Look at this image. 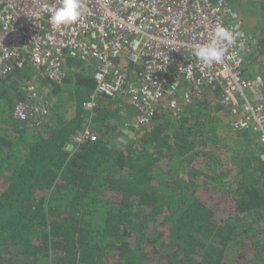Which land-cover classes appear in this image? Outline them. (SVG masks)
<instances>
[{
    "label": "trees",
    "instance_id": "trees-1",
    "mask_svg": "<svg viewBox=\"0 0 264 264\" xmlns=\"http://www.w3.org/2000/svg\"><path fill=\"white\" fill-rule=\"evenodd\" d=\"M234 6L252 36L242 72L264 74V0ZM93 70L67 56L60 82L30 67L0 82V264H264V146L231 129L221 93L185 102L183 86L178 115L166 98L136 126L125 93L86 107ZM29 80L50 108L21 119Z\"/></svg>",
    "mask_w": 264,
    "mask_h": 264
},
{
    "label": "built area",
    "instance_id": "built-area-1",
    "mask_svg": "<svg viewBox=\"0 0 264 264\" xmlns=\"http://www.w3.org/2000/svg\"><path fill=\"white\" fill-rule=\"evenodd\" d=\"M234 1L83 0L85 12L78 22L52 29L50 12L42 5L54 8L60 0H0V82L16 67L38 69L60 82L66 57L73 56L94 65L97 87L86 107L93 109L100 94L125 93L139 110L131 120L136 126L149 123L166 98L180 112L183 86H188L185 102L208 87L221 93L231 129L256 133L264 146V74L242 72L252 36ZM218 24L238 35L233 43L220 45L223 60L208 67L193 49L210 43ZM25 89L30 101L20 102L14 115L47 114L49 100L39 97L36 82L29 80ZM90 139L96 136L89 128L78 137Z\"/></svg>",
    "mask_w": 264,
    "mask_h": 264
},
{
    "label": "clouds",
    "instance_id": "clouds-1",
    "mask_svg": "<svg viewBox=\"0 0 264 264\" xmlns=\"http://www.w3.org/2000/svg\"><path fill=\"white\" fill-rule=\"evenodd\" d=\"M83 0H60L59 6L50 8L48 4H43L42 8L50 12L48 23L52 29H61L63 26L72 25L78 22L85 12ZM236 35L233 31L217 25L213 29V36L210 43L199 45L193 49V56L203 65L210 67L213 63H220L225 55V49L220 47L223 43L231 44L235 41ZM134 138V133L124 130V135L120 137L121 143L127 141L124 137ZM65 151H72L70 144L65 145Z\"/></svg>",
    "mask_w": 264,
    "mask_h": 264
},
{
    "label": "rangeland",
    "instance_id": "rangeland-1",
    "mask_svg": "<svg viewBox=\"0 0 264 264\" xmlns=\"http://www.w3.org/2000/svg\"><path fill=\"white\" fill-rule=\"evenodd\" d=\"M33 77H35V76H33ZM37 77V76H36ZM133 117V116H132ZM128 121H131L132 120V118H131V116H128L127 118H126ZM223 135V134H222Z\"/></svg>",
    "mask_w": 264,
    "mask_h": 264
}]
</instances>
